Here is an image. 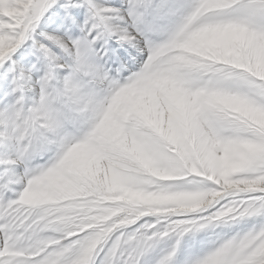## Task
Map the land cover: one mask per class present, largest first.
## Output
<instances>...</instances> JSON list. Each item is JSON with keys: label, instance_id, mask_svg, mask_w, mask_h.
<instances>
[{"label": "snow or ice", "instance_id": "1", "mask_svg": "<svg viewBox=\"0 0 264 264\" xmlns=\"http://www.w3.org/2000/svg\"><path fill=\"white\" fill-rule=\"evenodd\" d=\"M0 264H264V0H0Z\"/></svg>", "mask_w": 264, "mask_h": 264}]
</instances>
